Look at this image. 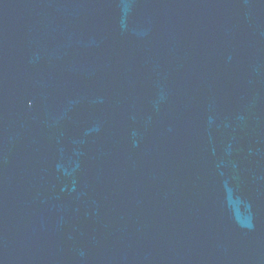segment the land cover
Instances as JSON below:
<instances>
[{
    "label": "water",
    "instance_id": "water-1",
    "mask_svg": "<svg viewBox=\"0 0 264 264\" xmlns=\"http://www.w3.org/2000/svg\"><path fill=\"white\" fill-rule=\"evenodd\" d=\"M0 264H264V0H0Z\"/></svg>",
    "mask_w": 264,
    "mask_h": 264
}]
</instances>
